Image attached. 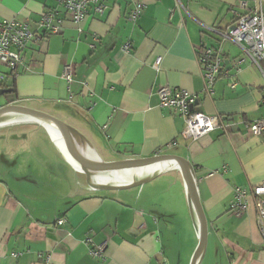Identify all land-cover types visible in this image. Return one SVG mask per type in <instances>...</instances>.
<instances>
[{"label":"crops","instance_id":"1","mask_svg":"<svg viewBox=\"0 0 264 264\" xmlns=\"http://www.w3.org/2000/svg\"><path fill=\"white\" fill-rule=\"evenodd\" d=\"M102 12L88 7L74 24L57 0H0V20L17 19L38 28L40 15L58 11L60 31L32 44L31 70L17 69L8 80L11 99L69 101L84 110L118 155H151L174 145L187 148L209 223L228 264H264V244L252 196L239 214L231 209L234 189H249L264 179V133L252 135L245 124L264 117L263 79L240 47L222 44L223 67L210 94L203 91L196 58L201 46L220 45L237 14L253 0H99ZM136 1L145 6L131 22ZM262 8L264 10V0ZM215 29V31H210ZM130 42L128 52L124 43ZM161 56L158 68L153 66ZM234 89L226 73H234ZM73 66L70 82L63 65ZM2 65V64H0ZM3 66V65H2ZM7 71V70H6ZM5 71V72H6ZM196 95L193 110L220 116V125L197 139L184 137V119L158 105L160 86ZM211 171H217L206 176ZM63 219L62 224L58 220ZM53 226V227H52ZM106 241L104 258L91 256L84 240ZM0 264H168L156 216L108 197L83 198L53 222L37 221L0 180Z\"/></svg>","mask_w":264,"mask_h":264},{"label":"water","instance_id":"2","mask_svg":"<svg viewBox=\"0 0 264 264\" xmlns=\"http://www.w3.org/2000/svg\"><path fill=\"white\" fill-rule=\"evenodd\" d=\"M12 91L0 88V95ZM0 180L39 222H53L83 198L108 197L156 216L168 264H228L187 148L115 154L88 113L69 101L0 106Z\"/></svg>","mask_w":264,"mask_h":264},{"label":"built area","instance_id":"3","mask_svg":"<svg viewBox=\"0 0 264 264\" xmlns=\"http://www.w3.org/2000/svg\"><path fill=\"white\" fill-rule=\"evenodd\" d=\"M253 1L255 5L247 12L237 14L236 21L231 27L218 32L220 45L217 47L201 45L196 49V58L202 71L205 94L212 93L217 76L222 72L224 53L222 44L231 42L240 47L259 71L263 79L260 103L264 104V10L261 0ZM57 2L70 15L74 24H78L86 17L90 5H93L98 12H102L105 8L99 0H57ZM144 6V2L136 1L128 12L127 19L131 22L136 21ZM57 13L56 9L43 12L38 20L36 30L32 29L26 22L17 19L0 20V64L7 70L6 72L0 71V85L7 84L9 79H13L17 75L19 67L31 70L35 60L32 56H27L26 52L32 44L45 40L48 34L60 31L61 20L56 19ZM210 31H215V29ZM130 48V42H126L122 46L125 52H128ZM161 59V56L155 58L153 63L155 68H158ZM239 63L240 59L233 62L234 73H226L231 89L236 86V74L240 71ZM72 76V64H64L61 78L66 82H70ZM156 95L160 107L172 109L184 119L185 128L182 131L184 137L197 139L220 125V116L207 115L193 110L192 106L196 103V95L193 93L165 85L156 90ZM245 128L252 135L263 134L264 117L246 123ZM216 172L211 171L206 176H211ZM249 195L254 199L256 222L264 244V179L249 189L240 187L234 189V200L231 209L236 214L244 210V200ZM63 222V219L58 220V224ZM84 242L88 245L91 256L104 258L108 244L106 241L95 244L92 238L87 236Z\"/></svg>","mask_w":264,"mask_h":264},{"label":"rangeland","instance_id":"4","mask_svg":"<svg viewBox=\"0 0 264 264\" xmlns=\"http://www.w3.org/2000/svg\"><path fill=\"white\" fill-rule=\"evenodd\" d=\"M0 71L5 72L6 68L2 65H0ZM11 94H2L0 95V103H2L4 100H9L11 99Z\"/></svg>","mask_w":264,"mask_h":264},{"label":"trees","instance_id":"5","mask_svg":"<svg viewBox=\"0 0 264 264\" xmlns=\"http://www.w3.org/2000/svg\"><path fill=\"white\" fill-rule=\"evenodd\" d=\"M11 86H12V84H8V82H7V84H1L0 85V88H11Z\"/></svg>","mask_w":264,"mask_h":264}]
</instances>
